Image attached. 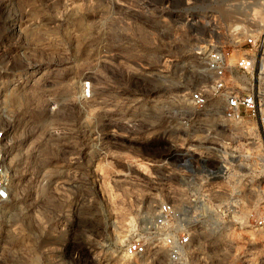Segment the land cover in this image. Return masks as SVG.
I'll return each instance as SVG.
<instances>
[{"label": "rangeland", "instance_id": "rangeland-1", "mask_svg": "<svg viewBox=\"0 0 264 264\" xmlns=\"http://www.w3.org/2000/svg\"><path fill=\"white\" fill-rule=\"evenodd\" d=\"M260 24L264 0H0L1 123L14 113L8 158L19 167L0 217V264H169L162 253L125 257L136 212L150 217L155 204L122 200L180 180L176 166L197 158L184 136H235L243 151L244 126L222 127L185 94L204 81L212 48ZM260 154L242 172L256 192L242 189L248 202L234 217L179 206L200 244L190 264L233 261L248 236L233 221L264 215ZM196 162L216 169L212 158ZM255 239L264 255V228Z\"/></svg>", "mask_w": 264, "mask_h": 264}, {"label": "built area", "instance_id": "built-area-1", "mask_svg": "<svg viewBox=\"0 0 264 264\" xmlns=\"http://www.w3.org/2000/svg\"><path fill=\"white\" fill-rule=\"evenodd\" d=\"M237 29L241 36L238 42L228 47H214L208 52L204 81L185 94V101L197 112L210 117L216 115L224 128L244 126L246 142L243 151L240 152L239 145H235V136L181 138L190 144L186 150L197 158L195 163L183 160L176 166L180 180L164 183L159 191L148 192L146 196L132 193L122 200L139 206L149 204L150 200L155 202L150 217L141 214L139 209L131 221L132 238L123 250L127 258L151 261L162 253L169 264H190L200 244L195 241V230L187 210L183 211L179 206L220 205L227 213L224 217L228 218L230 213L234 217L238 206L248 202L242 196L245 194L242 189L245 187L252 193L256 192L253 180L246 177L250 172H242H252L250 164L251 161L255 163L253 158L258 147L264 152V24L254 28L238 26ZM90 89L89 83H84L82 91L88 98ZM4 105L5 96L0 95V217L11 202L14 181L11 172L19 171L18 164L11 168L8 158L10 136L14 134V113L10 114L7 122L1 123L6 118ZM180 120L185 127L191 121L187 116ZM248 129L253 135H248ZM208 157L216 163V169L199 166L196 162ZM240 159L248 164L246 168L238 165ZM258 160L264 168V155H258ZM163 164L153 162L147 166ZM157 186L159 184L153 182V188ZM261 189L264 191V185ZM253 217L250 214L246 219L233 221L235 230L237 226L239 233L245 232L248 236L228 264H263L264 255L256 253L252 246L256 242L257 231L264 228V215L257 219Z\"/></svg>", "mask_w": 264, "mask_h": 264}, {"label": "bare ground", "instance_id": "bare-ground-1", "mask_svg": "<svg viewBox=\"0 0 264 264\" xmlns=\"http://www.w3.org/2000/svg\"><path fill=\"white\" fill-rule=\"evenodd\" d=\"M247 133H248V135H250V134L253 135V132H252L250 129L247 130ZM249 133H250V134H249ZM251 135H250V136H251ZM244 157H245V156H244ZM244 161H245L244 159H242V160L240 159L238 165H240L241 167L246 168V167L248 166V164L245 163ZM250 165H251V164H250ZM250 165H249V166H250ZM232 176H233V175H232ZM154 203H155V202H154L153 200H152V201L150 200V203H149V204H154ZM183 211H185V210L183 209Z\"/></svg>", "mask_w": 264, "mask_h": 264}]
</instances>
